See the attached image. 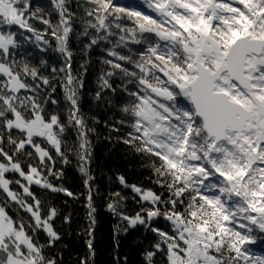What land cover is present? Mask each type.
<instances>
[{
  "label": "snow or ice",
  "instance_id": "snow-or-ice-1",
  "mask_svg": "<svg viewBox=\"0 0 264 264\" xmlns=\"http://www.w3.org/2000/svg\"><path fill=\"white\" fill-rule=\"evenodd\" d=\"M50 5L45 9L34 7L32 0H0V194L5 197L0 204V264H58L45 254L60 240L53 228L57 210L49 207L42 213L41 201L31 191L35 184L73 196L48 180L62 175L53 171L49 147L64 163L66 151H75L87 177L89 236L95 224L88 171L91 129L79 106L83 80L72 68L74 34L87 38L85 55L101 41L111 45L106 49L111 59L103 60L110 70L100 80L102 88L113 92L109 78L119 74L125 82L129 99L120 123L131 131L123 142L158 158V165L151 164L154 182L170 194L164 199L131 185L150 205L134 216L118 211L124 199L118 192L112 195L119 199L108 204L128 227L142 225L156 234L145 264H155L158 254L166 264H264V252L254 250L264 245V0H50ZM34 20L46 26L43 31ZM28 42L58 52L62 65L33 64L21 51ZM132 45L139 47L133 51ZM57 85L68 105L67 124L59 109H47L58 104ZM68 127L77 129L74 149L66 147ZM32 159L38 164L25 163ZM119 180L129 186L123 176ZM10 203L17 206L16 218L6 210ZM20 210L30 220L19 216ZM158 217L170 222L171 234L153 226ZM39 232L46 234L47 244L39 243ZM87 243L94 256L92 239Z\"/></svg>",
  "mask_w": 264,
  "mask_h": 264
},
{
  "label": "trees",
  "instance_id": "trees-1",
  "mask_svg": "<svg viewBox=\"0 0 264 264\" xmlns=\"http://www.w3.org/2000/svg\"><path fill=\"white\" fill-rule=\"evenodd\" d=\"M120 2H128V0H120ZM33 6H42L50 9V0H32ZM75 10V9H74ZM145 10L146 6H145ZM53 22L57 19L52 16ZM34 27L39 31H43L46 27L40 21H31ZM129 23V22H125ZM79 31L80 25L76 24ZM11 30L16 31L13 27ZM31 35L30 33H25ZM49 41L54 38L49 34L46 37ZM34 40V37H33ZM87 38H77L74 34L70 40V50L73 52L72 68L75 75L81 76L83 80V88L79 92V106L83 119L91 131L88 132V140L90 142L91 160L88 164L89 175L93 178L89 181L92 188V206L95 208L94 219L95 224L89 236V218H88V187L85 185L87 177L80 172V165L75 151H66L68 163L58 157L54 149L49 147L52 153L54 165L53 171L60 172L59 178L48 176V180L57 187H62L73 193L68 196L64 192H52L45 190L35 184L31 186V191L41 201L42 213H47L49 207H55L57 216L53 220V228L60 235V240L55 242L51 247L45 248V254L50 258H56L58 264H81L82 259H87L88 264H145L144 254L151 249L156 242L155 233L148 231L144 226L128 227L127 222L122 221L119 216L115 215L108 209V204L113 202V193H120L124 199L120 201L118 211L134 216L140 211L141 207H149L140 197L132 191L131 185H136L142 189H151L156 194H162L164 199L169 197L166 188L161 187L154 181V174L151 164L155 162L159 164L156 157L136 152L134 147L123 142L127 133L131 131L127 124H121L124 118L122 107L127 103L128 96L123 88L125 82L120 75L109 78V83L116 91L102 88L100 77L110 70V66L103 63L104 59H111L107 56L106 49L111 45L101 41L94 46L85 55L83 51L84 43ZM45 46L41 45V48ZM133 51L137 47L132 45ZM36 47L35 43H24L21 51L27 54L33 64L39 66L41 60L48 61L50 65L61 66L63 58L58 52H54L49 48L42 51ZM122 54H127V50ZM83 66V67H82ZM130 67L128 65H125ZM138 71V70H137ZM50 67L47 70L42 69L43 75H48ZM131 88L132 85H127ZM101 92V97L96 98V93ZM58 100L57 105H47L49 112L59 109L61 122L67 124V102L64 99V92L59 85L54 94ZM118 129V130H117ZM77 129L68 127L64 133V139L67 141V148L74 149L77 140ZM24 158L22 157V160ZM25 163L38 164V160H25ZM47 175V169H44ZM123 176L128 187L120 183L119 177ZM11 179H19L15 174H10ZM13 190L22 193V189L13 185ZM5 197L0 194V204L3 203ZM29 203L31 199L25 197ZM161 210L164 205L159 206ZM6 210L14 218L17 216V206L10 203ZM19 216L26 220H30V215L19 211ZM65 217L70 218L65 222ZM153 226L161 230L168 231L171 234V224L164 217L153 223ZM127 229V231H125ZM39 243L47 244V236L43 232L38 233ZM92 239L94 256L89 255L88 240ZM257 252H264V245L254 246ZM155 264H166L165 257L157 255Z\"/></svg>",
  "mask_w": 264,
  "mask_h": 264
},
{
  "label": "water",
  "instance_id": "water-1",
  "mask_svg": "<svg viewBox=\"0 0 264 264\" xmlns=\"http://www.w3.org/2000/svg\"><path fill=\"white\" fill-rule=\"evenodd\" d=\"M159 219V217L158 218H156V220L154 221V223L157 221Z\"/></svg>",
  "mask_w": 264,
  "mask_h": 264
},
{
  "label": "flooded vegetation",
  "instance_id": "flooded-vegetation-1",
  "mask_svg": "<svg viewBox=\"0 0 264 264\" xmlns=\"http://www.w3.org/2000/svg\"><path fill=\"white\" fill-rule=\"evenodd\" d=\"M184 103H186V102H184Z\"/></svg>",
  "mask_w": 264,
  "mask_h": 264
}]
</instances>
